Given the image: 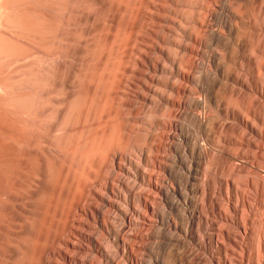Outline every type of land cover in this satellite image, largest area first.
<instances>
[{
  "label": "bare ground",
  "instance_id": "6f19581e",
  "mask_svg": "<svg viewBox=\"0 0 264 264\" xmlns=\"http://www.w3.org/2000/svg\"><path fill=\"white\" fill-rule=\"evenodd\" d=\"M93 1L100 7L87 9ZM167 1L188 9L172 11L175 21L162 14L170 11L167 6L152 0H83L84 5L69 0H0V264H208L199 253L190 252L182 237L208 252L218 235L204 242L202 232L208 217L214 216L220 222L219 239L224 241L220 250L225 258L230 252L237 257L232 258L235 264H250L249 249L238 240L246 221L260 224L256 214L249 217L246 210H254L247 192L264 195V176L256 175L264 168V75L260 70L264 62L251 53L249 31L236 27L233 46L223 43L219 34L203 31L209 41L222 46L223 62L217 63L216 54L208 52L214 76L206 72L194 76L191 71L198 64L192 56L197 51L193 43L202 42L195 27L202 24L199 17L205 18L194 10L208 7L200 1ZM255 1L234 9L242 26ZM99 9L111 12L104 18L98 15ZM211 16L216 19L215 14ZM161 21L173 23L178 38L161 34L160 30L170 28ZM185 22L195 26L186 28ZM219 22L227 27L223 18ZM83 24L85 37L80 30ZM154 38L170 47H157V54H152L146 42ZM245 51L252 56L249 60ZM90 60L100 61L89 66ZM245 64L252 66L251 74L256 73L250 76L251 83ZM147 67L158 75L147 74ZM171 77L193 83L194 90L202 93V99L183 101L188 108L202 107V117L190 111L182 117L216 152L203 144L188 145L182 149L190 158L187 162L179 146L169 142L176 139L185 144L187 140L181 126L168 120L181 93ZM136 98L141 100L138 104ZM219 116L231 117L238 125H223ZM228 143L235 146L233 150ZM165 150L174 156L160 154ZM239 153L251 160V168L229 162L226 155ZM161 158L171 164L161 166ZM202 165L203 179L198 183ZM179 167L184 176L177 172ZM151 168L163 172L167 186L153 180ZM114 170L133 181L122 179ZM235 172L244 174L233 180L220 177ZM134 182L146 186L157 200L150 195L149 201L145 190L135 191ZM115 183L118 191L112 188ZM230 187L240 204L239 209L233 208V220L220 202L221 196L228 198ZM192 193L200 195V202L188 196ZM100 204L107 210L102 211ZM111 209L117 215L106 228L104 219L110 218ZM151 221L159 228L140 232ZM98 224L105 228L104 247L98 237L82 231ZM259 226L255 229L260 233ZM250 234L257 240V232ZM149 238L160 241L143 242ZM90 251L100 260L87 258ZM141 251L147 259L138 258ZM159 252L162 260L157 259ZM117 255L122 262L116 261ZM227 264L233 263L228 260Z\"/></svg>",
  "mask_w": 264,
  "mask_h": 264
},
{
  "label": "rangeland",
  "instance_id": "374dc122",
  "mask_svg": "<svg viewBox=\"0 0 264 264\" xmlns=\"http://www.w3.org/2000/svg\"><path fill=\"white\" fill-rule=\"evenodd\" d=\"M152 1L155 2V3H159V4H163V5L167 6L170 9V11H164L162 14L167 16L168 19H173L175 21H177L178 18L172 13V11H179V10L186 11L188 9L187 7L182 6V5H178V4H177V6L175 4L173 5L172 3H170L167 0H152ZM193 1L203 2L208 7V10H206L203 6L202 7L199 6V7L195 8V10H194L195 12H200V13H202L205 16V18L199 17V20L201 21L202 24H201V26H196L195 27L196 33H197V35H199V37H200V39L202 41L201 42L202 44L201 43L200 44L193 43V47L197 51H196V53H193L192 56L195 59V61L197 62V64H198V67L191 71V73L194 76H198V75H200L203 72H206L211 77L214 76L215 68L214 67L212 68V66L209 65L208 61H207V55L210 52H213V53L216 54L217 63L223 62V61H221L220 56H219V54L222 53V51H223L222 46L221 45H217V44L209 41V39L206 37V35H204L203 31L214 32V33L219 34L221 36L222 40H223V43H225L226 45H229V46H233L234 45L233 44L234 43V36H235V32L234 31H236V27L239 28L240 31H245V30L249 31L250 35L248 37H249L251 43L253 44V48L251 50V53L256 58L257 61H259L260 63L264 62V30H263L264 29V0H257V1H255L252 4L251 12L245 14L247 19H246V17L244 18L245 15L243 16V19L246 21L245 26H242V24L238 23V21H237V19L235 17V14H234V9L235 8H239V7L241 9L242 8H247V6L249 5V4H247L248 0H217L216 2H212V1H209V0H193ZM69 3L70 4H76V5H78V4L84 5L83 4V0H69ZM88 6H86V7L89 10H97L100 7V5L98 3H96V2H94V1L91 2V4L88 5ZM105 9L103 11L101 9H99L98 10L99 11L98 15H100L101 17L104 16V18L107 17V15L111 11L109 9H108V11L105 10ZM191 10H193V9H191ZM211 13L215 14V18L216 19L212 18ZM251 17H253L254 21L250 20ZM220 18H223L224 23L227 26L226 28L221 26V24L219 22ZM124 19H126V15L125 14L122 16L121 20L124 21ZM144 21H146V19ZM185 23H183V25L186 28H192L191 26H195L191 22H185ZM160 24L162 26H164V27H167V28L170 27L169 31H167L165 29H162V31L160 30L161 34L165 35L166 37H168L170 39L171 38H178L176 33H179V31H178V29L176 28V26L173 23L168 22V21H161ZM254 25H255V27H254ZM86 28H87V26H85L84 24L80 26V30L82 31L81 34H82L83 37H85L87 35L86 31H85ZM229 28H231V29H229ZM254 31H255V33H254ZM251 34H253V35H251ZM105 41L106 42L103 44L104 47L108 44L107 39ZM146 44H147L148 47L152 48L151 52H152V54H155V55L157 54V52H156L157 47H161L163 49H166V48L170 47L167 44H164V43L161 44L155 38L152 39V41H147ZM124 51H125V48L123 49V55H124ZM245 57H246L247 60H249L252 56H251V54L248 51H245ZM99 61L100 60H92V61L90 60V61H87V62H89V66H91L92 63H96V62H99ZM90 62H91V64H90ZM245 63H246V61H245ZM89 66H88V68H89ZM148 67L145 68V72L147 74L156 75V76L158 75V74L152 72L151 69L148 68ZM244 69L247 70V73L245 74V76L248 79V82L251 83V79H250L251 77L250 76L252 75V77H255L256 73L253 72V74H251L252 66H247L245 64L244 65ZM260 70H261L262 74L264 75V71H263L264 70V65H262ZM171 78H170L171 80L175 81L177 83V85H179V87L181 88V93H179V96H177V99L180 100V103L177 104V105H173L172 106V110H171L172 114H170V117H168V120L171 121V122H176L177 124H179V126H181L182 131L185 133V135L187 137V140H186L185 144L184 143H180L176 139H171L169 142L171 144L173 143V144H176V145L179 146V148L181 150V153H182V158L185 161H187V162L190 160V158L183 153L182 149L185 148L188 145H191V144H194V143L203 144V146L205 148H207L208 150L216 152L217 148L212 146L211 144L203 143V141L200 140L199 134H197L194 131L193 125L189 121L183 119V117H182V114L185 111H190L192 114H194L196 116H200L201 115L200 117H202L203 112H204L202 107L188 108V107H186L183 104V101L188 100V99H195V98L202 99V93L200 91H198V90L197 91L194 90L195 89V85L193 83L189 82V81L176 80L173 77H171ZM230 85L233 86L234 88L238 87L237 89H241V87H239L238 85L234 84L233 82H230ZM151 86L154 87L153 84H151ZM247 93L249 94L250 92L248 91ZM252 94H253V96H256V98L261 100L260 94L255 93V92H253ZM77 100H78V98H77ZM140 101H141L140 98H136V104H138ZM147 117L149 119H151L152 115L148 114ZM219 122L221 124H223V125H231V123H233L232 125H238L236 120H234L231 117H227V116H219ZM167 132L168 133L171 132V134L175 133V131L173 129H168ZM236 139H237V137H236ZM249 139L254 140L256 142L259 141L258 137H256L255 135H249ZM243 143H245V142H243ZM226 146L229 147L231 150H233V148L235 147L231 143L226 144ZM244 150H245V148H244ZM252 150L255 151L256 153L258 152L257 148L252 149ZM160 154H162V155L165 154L168 157L169 156L170 157L174 156V152L171 151V150L160 151ZM226 156L229 158V162L232 163V164L241 165V166H245V167H250L251 168V166L249 165L251 160L249 158L241 156L240 153L237 154L236 156H233V157L231 155H226ZM119 161L121 163H125L124 160H119ZM159 162L161 163V166L162 165H170L171 164V162L168 159H164V158L159 159ZM203 167H204V165H202V169H200V174L196 175L198 183H200L201 180L203 179ZM149 170L148 171L152 175L153 180L156 178V179H159V180H157L158 183H160V184L162 183L161 185H163V186H167L168 185L166 177H165V175L163 174V172L160 169L151 168ZM114 171H115L114 173L119 175L122 179L133 181V179L130 176H128L127 174H125V173H123L121 171L119 172L118 170H114ZM177 172L180 175H182V176L185 175V172L180 167L177 168ZM256 172H257L256 173L257 176H264V168H259ZM243 174H244V172H239V173L235 172L233 174H229V173H225L224 174V173H222V174H220V177L223 180H227V179L228 180H233V179H236V176L243 175ZM117 187H118V185L116 183H115V186L114 185L112 186V188L115 191L119 190V187L118 188ZM134 190L135 191H139V190L143 191V190H145L146 194H147V197H148L147 199L149 201L151 200V202H152V199L150 198V195H154L155 196V194L151 190L148 191L146 186L139 185L136 182H134ZM227 195H228V198H226V196H221V200H220L221 207H222V209H224V208L227 209L228 213L231 215V220H233V218L236 217V216H234L235 213H234L233 208L239 209L240 208V204H239V202L234 200V197H233L234 196V189L232 187H230L228 189V194ZM188 196L190 198H192L193 200H195L196 202H200L199 199H201V198H200L199 194H196V193L193 194L192 193V194H188ZM247 196L251 197V199H252L251 203H252V205L254 204L252 206V207H254V210L251 211L250 209H247L246 213L249 214V217L251 216L250 214L254 215L253 213H255L256 214L255 217L257 218L258 222L260 223L259 224L260 226L258 225V223L252 224L251 222H247L246 221V223H244V233H243V231L241 232V230H240V233H239L240 235L243 234L242 235L243 237H242V239H240V240L237 239V240L239 241L240 246L242 245L241 247H245V248L249 249V263L250 264H253L254 260H257V259H258L257 262L259 264H264V195L255 196V195L251 194L250 192H247ZM155 197H156V199H155V201H156L158 196L156 195ZM256 197H257V199H255ZM112 199L117 204H120V205L124 206L122 200H120L118 198H113V197H112ZM100 208H101L102 211L107 210L106 206H104L103 204H100ZM109 214H110V218L104 219L105 227H106V225L108 226L106 228H109L110 225L114 223L113 216L115 217L117 215V211L115 209H111L109 211ZM80 216H81L82 219H84L86 222H88L86 220L85 216L79 215V217ZM112 220H113V222H112ZM208 220L209 221H207L206 225L204 226V230L202 232V240L204 242H206L207 241V237L210 236V237L216 238V236L218 235V238H216L217 242L213 241L212 244H211L212 247L210 246V250L208 252H204V251H202V250H200L198 248V246L196 245L195 242H191L188 237H186V236L182 237L184 239V241L189 244L190 252L194 253V254H198L199 253L200 256L206 258L208 264H212V263L213 264H227L228 260L230 262H232L233 264H235L236 263V262H234L235 260L233 261V259H232V258L237 259V257L235 255H233L232 253L229 252V253H227V259H226L225 256L223 255V253L220 250V248H221L220 243H222L224 241L223 240L220 241V239H221V237H220L221 236L220 235V226H218V225H220V224H218L220 222H219L218 218L216 216L208 217ZM90 223L92 224V222H90ZM151 226H152V228H155V229L159 228V225H157L155 222L151 221V223L148 224V225H142L139 228V230H140V232L144 233V232H147L148 229L151 228ZM257 226H259L260 233H259V231L257 229H255V227H257ZM104 229L105 228H103L101 225L98 224V225H94L93 229H91V230H86L85 228H82V231H84L86 233L87 232L88 233H92V236L94 238L98 237L97 239L99 240L101 245L104 247V245L106 246V241H105L106 234L104 233L105 232ZM127 230H128V228L125 227L123 231H127ZM171 230H172L171 233L172 232L174 233V230L173 229H171ZM236 231H238V230L236 229ZM252 231H254L255 233L257 232V234H258L257 240L253 239L252 234H250V233H252ZM155 239H156V241H155ZM154 241L158 242V241H160V239L159 238H149V239L144 240L143 242L144 243H147V242L148 243H154ZM81 242L84 243L83 241H81ZM234 247L235 246H231V248L233 250L236 249L237 252L240 253L239 248H236V247L234 248ZM87 254H88V256H86L87 258L97 257V255H96V253L94 251H90ZM157 255H158L157 259H159V260H162L164 258L163 253L159 252V253H157ZM142 256H143V258H142ZM257 256H258V258H257ZM97 258H99V257H97ZM138 258L141 259V260L142 259H147V254L144 251H141V252L138 253ZM99 260H100V258H99ZM59 261H60V259H59ZM116 261H118L119 263L122 262L121 256L117 255ZM244 262H246V260ZM98 264H101V263L98 262Z\"/></svg>",
  "mask_w": 264,
  "mask_h": 264
}]
</instances>
